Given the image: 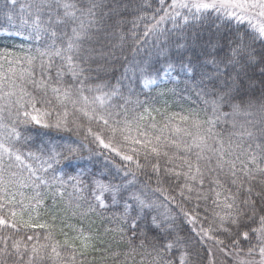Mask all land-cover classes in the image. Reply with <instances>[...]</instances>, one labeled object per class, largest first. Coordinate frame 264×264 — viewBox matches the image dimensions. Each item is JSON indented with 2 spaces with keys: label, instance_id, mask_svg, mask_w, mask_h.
<instances>
[{
  "label": "snow or ice",
  "instance_id": "1",
  "mask_svg": "<svg viewBox=\"0 0 264 264\" xmlns=\"http://www.w3.org/2000/svg\"><path fill=\"white\" fill-rule=\"evenodd\" d=\"M157 2L130 21L131 0L5 6V22L43 45L0 50V264H93L97 252L112 264H218V254L219 264H264V0ZM168 22L173 32L207 22L215 33L199 56L185 55L199 33L169 42ZM125 24L134 50L151 37L164 63L134 59L112 83L100 73ZM175 72L199 105L157 122L136 86ZM32 124L80 139L34 150ZM88 144L107 151L110 169L69 174ZM66 193L78 223L42 220ZM112 241L126 248L110 252Z\"/></svg>",
  "mask_w": 264,
  "mask_h": 264
},
{
  "label": "trees",
  "instance_id": "2",
  "mask_svg": "<svg viewBox=\"0 0 264 264\" xmlns=\"http://www.w3.org/2000/svg\"><path fill=\"white\" fill-rule=\"evenodd\" d=\"M19 3H23V0H19ZM151 5V9L157 8L158 2L157 0H131V6L128 11L124 14V18L126 20L134 19L136 12L141 8V5H144L147 8V5ZM8 5V8H11L9 4V0H0V50L7 49L9 51L20 52L21 49L27 50L29 48L35 49L36 47H41L43 45V41H35L29 40L27 38V33L23 32V30L12 27L11 25L5 22L4 10L5 6ZM151 9H147L149 14ZM18 10V5H17ZM14 15L16 13H13ZM18 23V22H17ZM235 23L232 25L235 28ZM165 29L168 30L167 40L169 42L175 41L177 38H182L188 34H196L199 33V40L197 41L195 46L189 48L187 53H183L185 55L199 56L201 52L200 45L203 44L205 40H207L210 36H213L215 33V28L205 22L204 24H197L191 27H185L179 31H171L172 24L168 22L164 25ZM131 24H125L122 27V31L125 34V39L123 42L120 41L119 37H112L109 41V46L112 47V51L114 55L111 57L109 64L107 65V71L101 72L100 77L104 80L115 83L116 79L121 76V73L124 71L125 67L129 65L131 61L135 59V61L139 62L141 60H148L155 64L156 67H161L164 63L163 57H157L155 55L156 49L153 47V44L157 43L151 37L145 42L142 47L138 50H134L133 48V40L131 38ZM21 31V35H16L17 31ZM143 31L142 26L137 29V34H141ZM220 32L223 34H227V28L221 27ZM164 38H161V46L163 45ZM224 42V41H222ZM258 47V45H257ZM177 50L173 47L171 48V58L173 61L178 59ZM95 67V65L93 66ZM95 75V73H93ZM173 76H178V80H174L171 78L164 79L159 87L152 86L149 89H142L140 86H136V92L139 94V99L141 101L147 100L148 103L146 107L149 109H153V115L156 118L157 122L162 121L163 116L171 115L173 113L176 114H186L192 109L198 107L199 102L196 100L194 94L189 91H185V77L179 73L175 72L172 74ZM147 121H145L146 123ZM27 135H29L33 149L35 150V146L38 145H46L49 143L62 144L67 142L69 139L78 140L80 137L76 135L75 132H68L64 129H57L55 127H43L42 125L32 124L29 126ZM87 143V142H86ZM89 149H92L90 152ZM103 151V155H99L97 153ZM108 153L106 150H101L96 147V145L88 144V148H85L80 153V158L74 160L70 166L66 167V171L69 174H75L78 171H85L89 173L99 174L102 171H108L111 166V161L105 159ZM117 162L118 158H117ZM143 177H140V180L143 181ZM71 191V189H69ZM68 196L65 194L64 200H58L55 205H52L51 201H48V212H41L42 220H49L52 215L57 217V226L63 227V224L60 222L61 218H65L69 223H78V218L72 216V212L74 211V206L67 203ZM89 220L92 221L91 228L96 230L99 229L102 232V222L98 217H91ZM178 225L183 228L184 232H187V225L183 224L181 220L177 221ZM88 226L87 221L84 225ZM39 231V230H38ZM61 238L62 237H58ZM107 239V238H106ZM192 248L195 249L198 247L196 241H192ZM126 248V244L123 242L112 241V247L109 250L115 251L117 249L123 251ZM95 259L93 260V264H112V260H102L100 253L92 254ZM222 257L217 255V261H219Z\"/></svg>",
  "mask_w": 264,
  "mask_h": 264
}]
</instances>
